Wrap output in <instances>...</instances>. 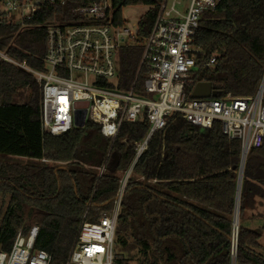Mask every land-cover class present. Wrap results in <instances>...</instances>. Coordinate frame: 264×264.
Wrapping results in <instances>:
<instances>
[{"label":"trees","instance_id":"trees-1","mask_svg":"<svg viewBox=\"0 0 264 264\" xmlns=\"http://www.w3.org/2000/svg\"><path fill=\"white\" fill-rule=\"evenodd\" d=\"M96 1L44 0L25 27L0 25V53L29 68L43 69L46 25L54 19H78L76 10ZM111 1L114 22L120 26L122 7L149 6L137 22L134 41L120 46L117 54V87L127 90L134 81L133 90L142 91L149 71L146 62H140L143 40L160 0ZM193 43L204 59L213 55L215 62L198 68L186 88L187 98L199 81L210 82L215 97L228 92L253 95L264 74V0H219L202 12ZM24 89L29 93L16 101ZM147 130L145 120L123 122L110 139L87 119L82 127L57 136L42 131L38 82L0 56V155L30 160L0 161V192H15L23 199L18 204L23 229L39 225L35 246L52 252L55 261L65 260L83 216L97 221L112 208L118 189L116 172L130 166L134 142L143 139ZM240 158V141L227 138L218 122L202 128L169 116L133 164L121 198L114 242L126 257L125 264H229ZM101 165L105 170L98 177L96 168ZM255 196L264 198V139L245 155L239 218ZM37 202H48L50 209H41ZM53 217L62 221L61 230L46 224ZM259 237V232L238 225L236 264H264ZM11 243L12 239L0 235V249L8 251Z\"/></svg>","mask_w":264,"mask_h":264},{"label":"built area","instance_id":"built-area-1","mask_svg":"<svg viewBox=\"0 0 264 264\" xmlns=\"http://www.w3.org/2000/svg\"><path fill=\"white\" fill-rule=\"evenodd\" d=\"M43 1L0 0V25L25 27ZM218 1L186 0L181 6H177L178 0L159 1L152 26L143 40L140 62L145 61L149 71L142 91L133 90L134 81L127 90L117 87L118 49L128 38H134L136 31L133 35L124 25L114 22L111 0H98L79 8L78 19H54L46 25L41 70L0 53L3 59L26 70L38 82L42 131L57 136L73 127H82L89 119L98 125L104 137L112 139L123 122L148 123L144 138L134 142L130 166L116 174L118 189L112 208L97 221L82 217L64 261H55L52 252L35 246L39 225L33 224L28 230L21 227L16 230L8 251L0 249V264H125L126 257L116 250L114 242L121 198L136 159L147 147L152 133L163 129L171 115L202 128L218 122L227 138L240 141L241 153L261 145L264 83L260 92L257 88L250 96H234L229 92L221 97L187 98L186 95L198 68L215 62L213 55L203 58L193 38L202 12ZM81 111L85 113L82 125L78 126ZM104 170L103 165L97 167V176ZM237 229L234 231L232 225L229 264H236ZM53 245L57 246V242Z\"/></svg>","mask_w":264,"mask_h":264},{"label":"rangeland","instance_id":"rangeland-1","mask_svg":"<svg viewBox=\"0 0 264 264\" xmlns=\"http://www.w3.org/2000/svg\"><path fill=\"white\" fill-rule=\"evenodd\" d=\"M186 0H178L177 6H181ZM149 8L148 5H128L122 7L120 10L121 19L124 27L128 28L130 32L134 35L137 29V22L140 19L141 15ZM134 38H128L127 43L133 42ZM19 95L16 98V101H22V98L29 93L28 89L20 90ZM263 96H264V86H263ZM0 161L3 162H19L25 163L29 162L27 158L15 155H0ZM46 164L49 165H64L58 162L47 161ZM118 174V172H116ZM23 202V199L16 194L15 192H6L2 194L0 192V235L5 239H12L16 230L18 228H23V218L18 211V204ZM36 206L40 207L43 210L50 209V204L48 202L35 203ZM28 206V205H27ZM26 206V208H28ZM239 208V206H238ZM238 225L250 228L260 233L258 243L264 245V198L260 196L254 197V202L251 206L244 207V210L239 218V212L237 210ZM49 218H46V220ZM48 226L51 229H56L63 227L62 221L60 219L53 217L47 222ZM116 248V246H115ZM117 250V249H116ZM118 251V250H117ZM256 251L262 253L260 248H256ZM119 252V251H118ZM123 254V253H122ZM133 261L131 262V264Z\"/></svg>","mask_w":264,"mask_h":264},{"label":"water","instance_id":"water-1","mask_svg":"<svg viewBox=\"0 0 264 264\" xmlns=\"http://www.w3.org/2000/svg\"><path fill=\"white\" fill-rule=\"evenodd\" d=\"M263 83H264V74H263L261 82L259 84L258 92H260L262 90ZM211 95L214 96V91H213L211 83L207 82V81H199V82H196L195 85L193 86L191 93H190V98H206V97H209ZM84 113H85L84 111H81L80 116L78 117V121L76 122V125H78V126L82 125ZM245 155L246 154L243 151L241 153L239 168L237 171L235 206H234V211H233V216H232V225L233 226L234 225L238 226L237 210H238V206H239V192H240L241 176H242V169H243Z\"/></svg>","mask_w":264,"mask_h":264},{"label":"bare ground","instance_id":"bare-ground-1","mask_svg":"<svg viewBox=\"0 0 264 264\" xmlns=\"http://www.w3.org/2000/svg\"><path fill=\"white\" fill-rule=\"evenodd\" d=\"M239 206H240V204H239ZM237 219H238V217H237ZM237 227H238L237 225H234V231H235V229H236Z\"/></svg>","mask_w":264,"mask_h":264}]
</instances>
